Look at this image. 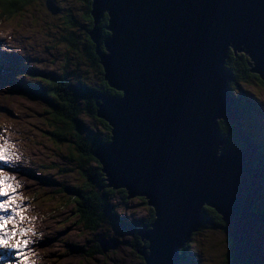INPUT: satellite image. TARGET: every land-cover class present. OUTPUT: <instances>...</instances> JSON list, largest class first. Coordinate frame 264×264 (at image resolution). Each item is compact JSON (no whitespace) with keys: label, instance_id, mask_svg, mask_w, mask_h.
Instances as JSON below:
<instances>
[{"label":"water","instance_id":"water-1","mask_svg":"<svg viewBox=\"0 0 264 264\" xmlns=\"http://www.w3.org/2000/svg\"><path fill=\"white\" fill-rule=\"evenodd\" d=\"M106 12L101 62L125 95L99 96L113 135L95 156L108 186L155 209L152 228L139 231L150 244L149 255L140 252L146 264H180L193 223L206 221L205 204L226 223L231 263L264 264V214L254 209L264 199V169L255 165L263 153L243 127L225 67L230 49L245 51L264 81V0H93L95 41ZM217 118L248 146L218 154L228 140Z\"/></svg>","mask_w":264,"mask_h":264},{"label":"rangeland","instance_id":"rangeland-1","mask_svg":"<svg viewBox=\"0 0 264 264\" xmlns=\"http://www.w3.org/2000/svg\"><path fill=\"white\" fill-rule=\"evenodd\" d=\"M61 2L68 3L69 0H56L57 4ZM84 9V2L75 3L74 14L82 23ZM72 12V9L52 12L45 7V0H33L8 14L3 13L0 6V41H3L0 47L11 48L7 53L0 51V64L5 73L16 66L14 73L0 76V128L7 127L10 141L21 155L20 169L10 174L24 186L20 189L21 195L32 198L26 201V215L34 218L32 226L37 236H30L36 240L29 249L30 254L35 253L30 259L33 264H146L140 252L147 250L149 255V243L136 248L132 245V233L120 231L116 226L111 231L106 228L91 231L78 222L70 197L73 185L84 184L80 155L72 156L73 151L76 152L72 142L57 141L48 133L50 130L68 132L63 127L58 129L62 124L47 111L45 102L32 93L20 92L24 87L35 89L33 84L42 81L38 74H64L72 81H97L94 68L85 64L82 57L81 27L77 23L69 26L66 21ZM72 34L76 35V41L70 44L65 38ZM241 88L245 92L237 89L235 93L247 102L255 118L250 129L255 133V140L261 142L264 140V86L243 84ZM92 122L90 118L85 120L87 124ZM99 129L98 126L94 131ZM53 141L62 145V153ZM69 144L73 146L71 149ZM226 145H220L218 154L225 151ZM247 146L241 143L239 148ZM138 197L129 198L124 206L115 196L116 213L130 221L147 217L151 205ZM98 237L102 238L101 248L96 245ZM194 240L200 249H206L204 264H225L226 260L227 264H232L227 258L231 241L226 231L201 228ZM184 254L189 255L187 251ZM0 256L3 257L0 264H16L18 259L15 250H0ZM187 258L184 264H199L191 255Z\"/></svg>","mask_w":264,"mask_h":264},{"label":"trees","instance_id":"trees-1","mask_svg":"<svg viewBox=\"0 0 264 264\" xmlns=\"http://www.w3.org/2000/svg\"><path fill=\"white\" fill-rule=\"evenodd\" d=\"M33 0H29L28 3H20L19 0H7L3 8V13L14 12L23 6L29 5ZM85 8L84 13L81 18L84 20V17L92 16L91 21L75 22L72 21L70 15H68L66 21L68 25H76L81 27L83 31L82 38V57L85 58L84 63L91 66L95 70V75L97 81L95 82H86L80 79L72 81L66 75H54L52 73L41 74L38 76L42 81H37L33 84L35 92L41 95L42 101L45 102L51 114L56 113L57 115L64 116V121L58 120L63 127V130H67V134L63 131L52 132L50 130L48 133L60 141L72 142L76 152L80 153V158L82 160V165L80 167V173L82 181L84 184L80 187L76 186L72 188V195H76L78 199L71 202L74 204L76 210V216L78 222L83 225L84 228L91 231H97L100 228H106V231H111L113 226H116L118 230L132 233L134 236L133 247H140V244L149 242L143 240L139 234L141 230H147L152 228V223L155 222L156 212L153 207H149V214L147 217L142 219H133L130 221L128 218L121 217L116 213V204L114 203L115 196H118L121 200V205L127 206L129 192L126 188H114L108 186L107 175L103 171V166L98 157L95 156L97 151V144L100 142L112 141V126L105 119L99 116V103L102 102L100 95H109L112 97H122L118 95L119 90L116 88V92H112V87L107 79L105 78V68L101 62L100 52H106L105 38L108 37L111 33L108 30L107 26L110 23L109 14L106 12L104 16L100 19L97 27L100 30L101 38L99 41H95L93 38L92 31L96 26L95 18L92 14L93 10V0H84ZM75 36L70 35L65 38L70 44L74 43ZM76 41V40H75ZM233 49H230L229 55L225 62V67L230 73L231 78L228 79L227 85L231 90L237 106L242 110L243 113V127L245 131L252 137L255 133L252 131L251 124H254V116L251 114V110L247 107L248 104L246 101L242 100L235 93L237 89L242 91L241 85L243 84H256L259 86H264V81L261 76L252 71V59L245 52H233ZM16 69V66H13L5 75L14 73L13 70ZM51 80L52 85L44 83L43 81ZM52 92L56 93V97H53ZM242 92H245L244 90ZM248 97V96H247ZM249 98V97H248ZM255 107V105H254ZM252 109V108H251ZM253 111V110H252ZM87 118L92 119V123H85ZM66 121V122H65ZM220 132L227 138L228 142L225 147L226 149L232 147H240L241 143L239 142V136L237 133L236 126L230 121L218 120ZM100 127L101 129L94 131L95 128ZM262 151V157L259 161L256 162V167L264 169V140L257 142ZM105 180L107 182H105ZM262 193L264 195V178ZM93 185L92 188H88V184ZM70 197V198H71ZM144 203L148 204L146 198ZM81 205L83 207H81ZM212 207L205 208L204 213L206 216V221L204 227L210 228H220L226 231L227 226L225 221L221 224L219 220L222 216L219 214V217L215 213L211 212ZM254 209L260 213L264 214V199L260 201ZM217 212V211H216ZM105 230V229H104ZM98 237L97 239H99ZM97 247L101 248V243L96 240ZM189 243V242H187ZM186 243V244H187ZM187 256L184 254V262L188 260ZM227 258L229 262L234 260V250L231 246L229 249ZM231 259V260H230ZM184 262L181 264H184ZM228 262V263H229ZM235 262V261H234ZM235 264H238L235 262Z\"/></svg>","mask_w":264,"mask_h":264},{"label":"snow or ice","instance_id":"snow-or-ice-1","mask_svg":"<svg viewBox=\"0 0 264 264\" xmlns=\"http://www.w3.org/2000/svg\"><path fill=\"white\" fill-rule=\"evenodd\" d=\"M6 2L7 0H0V6H4ZM19 2L26 4L29 0H19ZM83 2L84 0H75V2L69 0L68 3L61 2L57 4L56 0H45V7L50 11L57 13L64 9H72L73 12L70 13L71 20L79 22V17L74 14L75 3ZM92 19V16L84 17L85 21H91ZM53 31H55V29H53ZM73 31H75V29H73ZM0 44H3V41H0ZM0 51L7 53L11 51V48L9 46H3L0 47ZM37 79L40 78L37 77ZM43 82L55 87L51 80ZM111 91L116 92V89L112 88ZM51 95L56 97L55 92H52ZM118 95L124 96L125 93L121 91ZM47 111H51V109H47ZM52 115L57 120L64 121V116L57 115L56 113H52ZM53 143L58 152L62 153V145L55 141H53ZM68 147L71 149L73 146L69 144ZM79 155L80 153L75 151L72 153L74 158ZM20 161L21 155L16 150L15 144L10 141L7 127L4 126L0 128V250H15V256L18 257L16 264H33L30 255H35V253L32 252L30 254L29 249L35 245L36 240L31 239L30 236H37V233L36 229L32 226V220L34 218L26 215L28 210V204H26V201H30L32 198L21 195L20 189L24 186L17 180L16 176L10 174L20 169ZM105 182L107 181L105 180ZM87 186L88 188L93 187L91 183ZM73 187L76 186L73 185ZM71 199L76 201L78 197L73 195ZM138 199L140 201H145L146 197L141 195ZM81 207L83 206L81 205ZM204 207L208 208L209 206L205 204ZM210 211L219 217V213L216 212L214 208L210 209ZM223 222L224 221L221 218L219 223L222 224ZM202 227H204L203 222H194L189 233V243L185 244L178 250L179 255H183L187 251L189 255L199 261V264H204V251H206V249H200L196 245L194 237L200 233ZM81 235H83V233H81ZM91 239L92 238L89 237V240ZM2 258L3 257L0 256V259ZM225 264H227V260L225 261Z\"/></svg>","mask_w":264,"mask_h":264},{"label":"bare ground","instance_id":"bare-ground-1","mask_svg":"<svg viewBox=\"0 0 264 264\" xmlns=\"http://www.w3.org/2000/svg\"><path fill=\"white\" fill-rule=\"evenodd\" d=\"M233 52H234V51H233ZM8 60L10 61V58H8L7 61H8ZM11 64H12V63H11ZM11 66H12V65H11ZM0 67H2V66H0ZM2 68H3V67H2ZM228 81H229V80H228ZM238 140H239V139H238ZM239 142H240V141H239Z\"/></svg>","mask_w":264,"mask_h":264}]
</instances>
